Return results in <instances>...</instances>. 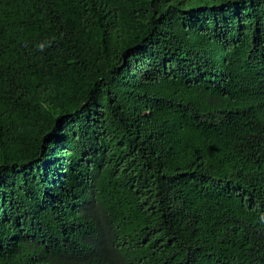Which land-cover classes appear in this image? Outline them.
<instances>
[{"label": "trees", "instance_id": "trees-1", "mask_svg": "<svg viewBox=\"0 0 264 264\" xmlns=\"http://www.w3.org/2000/svg\"><path fill=\"white\" fill-rule=\"evenodd\" d=\"M0 264H264V0H0Z\"/></svg>", "mask_w": 264, "mask_h": 264}]
</instances>
